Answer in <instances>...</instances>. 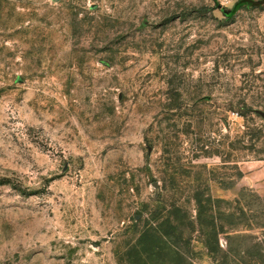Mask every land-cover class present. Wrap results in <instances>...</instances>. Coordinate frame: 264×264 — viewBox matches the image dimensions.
<instances>
[{"label":"rangeland","instance_id":"rangeland-1","mask_svg":"<svg viewBox=\"0 0 264 264\" xmlns=\"http://www.w3.org/2000/svg\"><path fill=\"white\" fill-rule=\"evenodd\" d=\"M264 0H0V264H264Z\"/></svg>","mask_w":264,"mask_h":264},{"label":"water","instance_id":"water-1","mask_svg":"<svg viewBox=\"0 0 264 264\" xmlns=\"http://www.w3.org/2000/svg\"><path fill=\"white\" fill-rule=\"evenodd\" d=\"M258 113L261 115V117H262V116L264 117V111H259V110H258Z\"/></svg>","mask_w":264,"mask_h":264}]
</instances>
